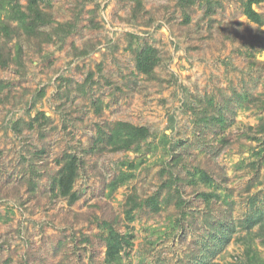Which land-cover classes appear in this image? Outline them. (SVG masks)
Segmentation results:
<instances>
[{"label":"rangeland","instance_id":"374dc122","mask_svg":"<svg viewBox=\"0 0 264 264\" xmlns=\"http://www.w3.org/2000/svg\"><path fill=\"white\" fill-rule=\"evenodd\" d=\"M28 2L0 0V264H107L106 225L121 264H264V0H42L35 35Z\"/></svg>","mask_w":264,"mask_h":264},{"label":"trees","instance_id":"16d2710c","mask_svg":"<svg viewBox=\"0 0 264 264\" xmlns=\"http://www.w3.org/2000/svg\"><path fill=\"white\" fill-rule=\"evenodd\" d=\"M42 0H29L28 11L25 14L19 15L22 26L26 29L28 35H35L39 27V20L45 16L38 9V4ZM260 0H249L244 15L253 22L259 21V15L252 9L254 3ZM17 19V17L15 18ZM156 65L155 51L147 48L142 51L136 59L137 70L145 75L153 72ZM127 133L123 135L122 142L123 148L144 139L147 136V129L144 127H131L126 124L119 125ZM78 172V158L75 155H67L64 160V165L58 172L53 181V189L58 192L61 197H67L70 202L77 200V195L72 192V187ZM201 179L208 180V176L202 173ZM153 201V199H150ZM106 251L105 261L107 264H121L122 251L125 246L128 247L129 241L125 236H122L110 225H106ZM246 256L251 263H254L257 256L251 251L247 250Z\"/></svg>","mask_w":264,"mask_h":264}]
</instances>
